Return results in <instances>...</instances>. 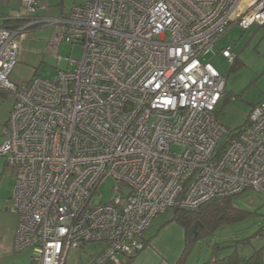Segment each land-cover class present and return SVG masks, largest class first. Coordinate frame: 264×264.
Here are the masks:
<instances>
[{"label": "built area", "instance_id": "built-area-1", "mask_svg": "<svg viewBox=\"0 0 264 264\" xmlns=\"http://www.w3.org/2000/svg\"><path fill=\"white\" fill-rule=\"evenodd\" d=\"M0 14V90L13 95L0 156L14 180L12 252L64 264L71 249L103 243L91 264H119L144 248L156 215L244 192L264 196V101L230 132L216 118L225 79L205 60L233 25L264 26V0H85L41 19L40 0ZM58 26L82 48L53 81H9L16 38ZM230 63V46L220 49ZM60 62L62 59L56 57ZM127 194L92 204L101 181Z\"/></svg>", "mask_w": 264, "mask_h": 264}, {"label": "rangeland", "instance_id": "rangeland-1", "mask_svg": "<svg viewBox=\"0 0 264 264\" xmlns=\"http://www.w3.org/2000/svg\"><path fill=\"white\" fill-rule=\"evenodd\" d=\"M85 0H40L38 16L53 19L65 16L74 5ZM20 9L17 0H0V14L12 15ZM58 26L43 23L29 28L23 38H16L17 58L9 81L20 86L37 77L53 81L59 71L73 70L66 58L79 60L82 48L61 42L55 50L51 42ZM230 46L236 63L229 71L230 62L223 58L220 49ZM62 60L57 61L56 57ZM225 79L224 97L217 108V120L228 131L235 132L246 123L252 108L264 101V26L253 24L248 30L233 25L216 41L214 54L205 57ZM14 103L13 95L0 91V145L5 141L2 128L9 118ZM14 180L5 159L0 156V264H29L32 257L40 255L36 247L12 252L13 239L17 227V217L9 209L13 205L11 196ZM118 185L112 178L100 182L92 197V204L108 203L114 197L127 194L128 189ZM232 204L247 215L237 223L226 224L210 235L196 241L186 256V264H210L212 259L233 256L231 264L249 258L254 252L262 254L264 264V196L254 192H244L232 198ZM173 215L171 209L156 215L149 234ZM153 231V232H154ZM103 243H88L81 248L71 249L64 264H91V260L101 251Z\"/></svg>", "mask_w": 264, "mask_h": 264}, {"label": "trees", "instance_id": "trees-1", "mask_svg": "<svg viewBox=\"0 0 264 264\" xmlns=\"http://www.w3.org/2000/svg\"><path fill=\"white\" fill-rule=\"evenodd\" d=\"M236 60L237 59L234 56L233 61L230 63L229 71L233 69ZM224 95L225 94H223L222 98L224 97ZM217 116L218 115L216 112V118ZM236 196L209 200L195 210H184L179 207L171 208V210L173 211V215L171 219L167 221V223H176L184 231V250L177 264H186V256L191 250L192 246L196 243V241L206 235L214 233L216 230L226 224L240 222L246 217L247 214L243 210L237 208L232 204V198ZM143 244L145 248L147 242L143 240ZM135 256L123 255L120 257L119 264H130ZM231 257L225 256L220 259L214 258L209 263L231 264L232 260H229V258ZM261 258L262 254L259 251H256L249 258H245L239 261L241 262V264H263ZM106 264L115 263L106 262ZM234 264H238V262Z\"/></svg>", "mask_w": 264, "mask_h": 264}, {"label": "crops", "instance_id": "crops-1", "mask_svg": "<svg viewBox=\"0 0 264 264\" xmlns=\"http://www.w3.org/2000/svg\"><path fill=\"white\" fill-rule=\"evenodd\" d=\"M153 220L142 235V240H145L147 245L132 259L130 264H177L184 250L183 229L176 223H167L166 221L156 231L153 230L154 232L146 234L150 230Z\"/></svg>", "mask_w": 264, "mask_h": 264}]
</instances>
